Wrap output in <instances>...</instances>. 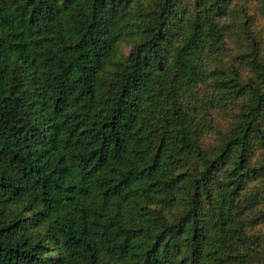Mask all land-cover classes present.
<instances>
[{"label": "trees", "instance_id": "obj_1", "mask_svg": "<svg viewBox=\"0 0 264 264\" xmlns=\"http://www.w3.org/2000/svg\"><path fill=\"white\" fill-rule=\"evenodd\" d=\"M0 264H264V0H0Z\"/></svg>", "mask_w": 264, "mask_h": 264}, {"label": "rangeland", "instance_id": "obj_2", "mask_svg": "<svg viewBox=\"0 0 264 264\" xmlns=\"http://www.w3.org/2000/svg\"><path fill=\"white\" fill-rule=\"evenodd\" d=\"M129 45H127V44H125V45H123V51L125 52V51H127L128 49H129Z\"/></svg>", "mask_w": 264, "mask_h": 264}]
</instances>
